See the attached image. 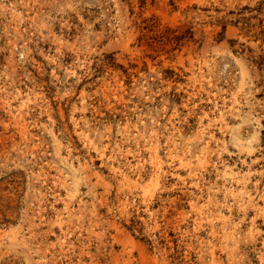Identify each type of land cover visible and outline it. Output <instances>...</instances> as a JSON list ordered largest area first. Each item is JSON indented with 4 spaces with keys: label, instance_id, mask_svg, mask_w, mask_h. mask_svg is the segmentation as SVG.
<instances>
[{
    "label": "rangeland",
    "instance_id": "374dc122",
    "mask_svg": "<svg viewBox=\"0 0 264 264\" xmlns=\"http://www.w3.org/2000/svg\"><path fill=\"white\" fill-rule=\"evenodd\" d=\"M0 264H264V0H0Z\"/></svg>",
    "mask_w": 264,
    "mask_h": 264
}]
</instances>
